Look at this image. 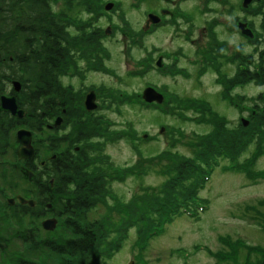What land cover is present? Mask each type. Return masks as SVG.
<instances>
[{"label": "trees", "instance_id": "trees-1", "mask_svg": "<svg viewBox=\"0 0 264 264\" xmlns=\"http://www.w3.org/2000/svg\"><path fill=\"white\" fill-rule=\"evenodd\" d=\"M105 4L104 0H0V97L15 95L19 107L26 112L23 119L0 114V264H107L130 227L137 228V245L145 248L151 238L163 234L166 224L182 213L194 212L191 206L205 204L200 192L219 159L236 162L253 140L258 142L257 154L260 153L264 143V108L251 112L247 128L240 126L231 131L211 104L188 102L195 111L192 119L199 123L209 119L215 132L195 143L193 157L176 156L162 167V173L169 177L162 192L149 199L145 193L126 205L120 203L118 196L112 194L111 185L132 176L141 178L152 169V160H144L133 127L117 130L104 115L87 113L81 100L84 95L64 82L69 77L84 79L81 63L87 69L107 70L105 63L110 56L101 42L104 31L95 24L96 18L105 13ZM204 54L211 58V54L216 56L219 52L204 50ZM260 57L259 64L253 55L242 58L243 70L221 79L225 100H233V105L238 106L232 95L235 89L252 82L264 85V52ZM151 65L147 62L141 66ZM13 81L22 85L20 92L14 93L13 88L9 91ZM102 90L107 101L101 109L119 113L122 106L136 104L134 93ZM97 92L100 94L101 89ZM160 92L164 94L163 90ZM173 98L178 102L165 96V103L159 108L186 118L178 106L183 102ZM263 98L264 95L259 96L258 100ZM140 103L151 107L142 100ZM58 116L63 117L61 127L48 131L45 124ZM67 127L69 132L65 133ZM19 128L34 133L35 160L17 161L15 132ZM122 139L140 157L137 163L123 168L104 153L103 143ZM75 147L79 149L76 151ZM41 161H45L43 167ZM245 164L237 166L236 171L254 180L264 178V173L255 175ZM28 171L34 173L32 179L28 178ZM16 194L35 200L36 206H10L7 198H15ZM109 197L116 201L115 209V205H107ZM99 205L108 207L107 215L113 211L122 215L118 219L93 218ZM48 217L58 220L52 232L41 227L42 220ZM114 231L118 235L115 239L110 236ZM223 242L236 262L242 247L249 252L245 264H255L249 261L253 247L242 241L238 242L240 247ZM225 258L224 253L217 256L219 261ZM257 263L264 264V258Z\"/></svg>", "mask_w": 264, "mask_h": 264}, {"label": "rangeland", "instance_id": "rangeland-1", "mask_svg": "<svg viewBox=\"0 0 264 264\" xmlns=\"http://www.w3.org/2000/svg\"><path fill=\"white\" fill-rule=\"evenodd\" d=\"M115 1H118L120 6L110 11V15L101 14L95 21V24L100 25L101 28H114L111 35L102 38L103 45L110 51L106 69L111 72H92L87 74L88 78L86 75L84 79L76 77L81 81L75 78L65 79L64 82L74 85L75 91L84 96L88 93L86 91L92 90V87L101 88L99 106L107 101L102 97V89H119L128 93L139 92L134 95L136 104L124 105L119 113L115 110H99L98 108L95 114V116L104 115L107 120L114 123L117 129L133 127L137 133V147L140 148L144 160H152V169L146 170L141 178L132 176L123 183L115 182L111 185L112 194L117 195L118 201L126 205L134 197L143 196L145 193L149 199L151 195L162 192L169 178L162 173V167L169 165L170 160L176 156L193 157L195 143L214 131V127L207 121L209 119L204 122L201 120V123L197 119H192L195 111L192 108L193 105L188 102L211 104L219 117L226 121L230 130L237 129L241 116L247 119L251 115L250 109H255L254 100L264 91V88L249 84L235 89L232 92L235 102L241 105L247 104L248 107L247 110H237L230 101L223 98L225 90L222 85H218L217 80L221 76L225 79L232 77L237 69L243 70L242 50L250 55L257 53L252 49L249 40L239 35L240 32L236 30V27L238 29L239 23H247L248 28L253 31L254 24L257 21L260 24V19H264L262 15L264 6L256 5L255 8L258 11L254 15L252 8L255 4H260V1H254L248 10L243 8L244 0H225L224 4L221 0H214L207 6L210 12L204 10L206 8L202 3L204 0H199L196 7L192 9H189L190 5L185 4L187 0H147L140 4L139 9L134 7V4H137L136 0ZM163 10L168 11L167 20L175 18L176 23H167L163 27H167V30L161 28L162 30L158 29L152 34L144 35L142 28L146 25V14L153 13L161 17ZM171 11L190 15L193 19L184 20L182 16H176ZM85 15L87 16L86 13ZM251 19L254 24H251ZM214 22H216L215 32H209L208 38L203 43V37L206 34L205 26L208 27V24ZM122 32H129L132 40ZM220 39L226 40L228 44L220 43ZM204 50L212 52L223 50L228 54L237 51L236 56L239 60L234 64V58L226 61L220 53L216 56L211 54V59H215L213 61L215 67L222 69L220 74V71L215 72L209 67L211 63L207 62L208 56L204 54ZM198 52L203 54L202 59L198 58ZM167 53H175L178 58L175 59L172 55L168 57ZM160 56L168 65V69L177 63V68L187 70L186 74L189 75L181 76L175 71L167 72L168 69L163 70L159 66L157 68L155 62ZM148 58L152 64L151 73L144 71L142 75L133 77L138 71H142V67H138L142 63L141 60ZM205 68L212 72L204 73ZM80 69L86 70L84 63L80 64ZM64 86L67 87V85ZM148 86L159 93L163 90L164 94L169 95L165 94L166 99H174L178 102L173 98L178 97L183 102L178 103V106L187 114L184 113L187 117L179 118L171 112L167 114L162 109H157L155 105L143 106L140 101ZM9 88L10 91L11 87ZM86 88L88 89L85 90ZM162 128L164 132L161 133ZM145 135L147 139H144ZM100 141L103 142V140ZM252 142L251 145L248 144L249 147L244 150L240 158L242 163L249 165L255 175H258L264 173V143L260 145V153L257 154L259 144L256 140ZM105 152L117 166L122 168L131 166L140 159L134 147L123 139L115 142L107 141ZM227 165L229 161L224 160L221 166H218L214 173L212 172L210 181L200 192V198L210 203L206 211H199L195 217L184 213L176 217L172 223L165 225L163 234L149 243L150 247L147 251L137 248V235L134 231L130 232L129 239L124 242L119 252L110 258V264H128L131 261H135V264H144V262L147 264H245L249 252L240 247L239 241L250 248L253 247L249 261L258 264L257 261L264 258V181L261 182L262 178L251 179L247 177V174L236 171L235 168L224 172L223 167ZM239 165L241 166V163ZM107 205L109 207L115 205L113 209L118 206L110 197ZM190 208L193 209V206ZM251 208H255L256 211H252ZM107 214L108 207L99 205L93 218L110 216L118 219L122 215L115 211L111 215ZM116 234L117 231H114L110 233V236L115 237ZM222 240L239 245L241 249L237 262L232 258L230 248ZM196 246L209 248L214 251V254L195 250ZM260 248L261 253H259ZM182 249L188 251L187 260L176 253L177 250ZM222 250H225L227 258L219 261L218 252ZM257 257L260 259L257 260Z\"/></svg>", "mask_w": 264, "mask_h": 264}, {"label": "water", "instance_id": "water-1", "mask_svg": "<svg viewBox=\"0 0 264 264\" xmlns=\"http://www.w3.org/2000/svg\"><path fill=\"white\" fill-rule=\"evenodd\" d=\"M251 0H245L244 5L247 6ZM113 8V4H109L106 9L110 10ZM153 22H158V18L150 15L149 17ZM243 29L245 28V25L241 26ZM245 34L251 35L249 31H244ZM161 61V58L160 60ZM162 65V64H161ZM21 90V84L19 82L14 83V91L20 92ZM143 98L146 102L148 103H153V102H158V103H163V96L158 94L155 90L148 88L145 90ZM85 106L88 111H92L97 108L95 104V96L94 94H90L87 96L86 101H85ZM9 113L13 117L17 118H23L25 113L23 110H21L18 106L17 103V98L16 96H2L0 99V113ZM60 119L57 120L56 125L59 124ZM17 140L20 143V148L17 152L19 160H30L34 157L35 155V149L32 145V134L30 131L26 129H21L17 132ZM54 158V157H53ZM44 165V163L42 164ZM32 176V174H30ZM17 199L22 205H29L30 207L35 206V202L33 200H27L22 196H18ZM15 203L14 200H9V204L13 206ZM51 205H48L50 208ZM57 226V220L56 219H48L43 223V227L45 230L51 231L54 230ZM130 264H134L131 262Z\"/></svg>", "mask_w": 264, "mask_h": 264}, {"label": "flooded vegetation", "instance_id": "flooded-vegetation-1", "mask_svg": "<svg viewBox=\"0 0 264 264\" xmlns=\"http://www.w3.org/2000/svg\"><path fill=\"white\" fill-rule=\"evenodd\" d=\"M14 82V81H13ZM13 82H12V84H11V89L13 88ZM12 95V94H11ZM85 97H86V94H85V96H83V97H81V99L83 100V103H84V100H85ZM84 105V104H83ZM56 120V119H55ZM55 120L53 121V123L55 122ZM46 125V129H53V127L51 126V124L49 125V124H45ZM64 132L65 133H68L69 132V128L67 127L65 130H64ZM76 149V151L79 149V147H75Z\"/></svg>", "mask_w": 264, "mask_h": 264}]
</instances>
